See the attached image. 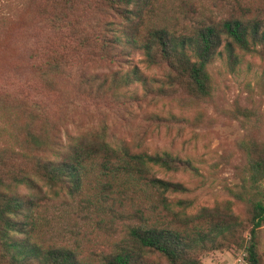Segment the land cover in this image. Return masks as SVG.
Returning a JSON list of instances; mask_svg holds the SVG:
<instances>
[{"label": "trees", "instance_id": "obj_1", "mask_svg": "<svg viewBox=\"0 0 264 264\" xmlns=\"http://www.w3.org/2000/svg\"><path fill=\"white\" fill-rule=\"evenodd\" d=\"M194 1L201 21L183 10ZM236 1L239 9L230 4L216 14L206 0L32 1L46 34L30 49L26 87L0 83V264H199L202 254L230 247L245 249L246 264H263V138H241L239 180L226 186L243 205L236 211L230 199L195 207L185 183L158 174L196 172L187 157L149 151L104 123L65 142L54 132L61 80L91 103L178 93L200 101L211 96L216 56L224 53L232 70L245 54L264 59V0ZM134 52L160 76L137 65L95 70L103 61L126 63ZM134 82L142 92L123 94ZM142 117L132 129L164 120Z\"/></svg>", "mask_w": 264, "mask_h": 264}, {"label": "rangeland", "instance_id": "obj_2", "mask_svg": "<svg viewBox=\"0 0 264 264\" xmlns=\"http://www.w3.org/2000/svg\"><path fill=\"white\" fill-rule=\"evenodd\" d=\"M32 1L0 0V83L11 90L26 87L31 72L30 49L46 34L42 22L34 14ZM252 2L256 4L260 0ZM230 4L239 9L236 0L205 2L207 10L211 9L213 14ZM183 6L191 18L201 21L197 1ZM186 19L189 22L190 19ZM120 61H103L95 70L109 71L137 65L148 77L160 76L158 68L145 66L139 52L132 53L126 63ZM236 67L229 69L224 53L216 56L209 65L211 96L200 101L178 93L175 97H149L141 103H121L124 98L91 103L81 101L70 84L61 80L59 120L54 132L65 142L74 132L104 123L108 131L130 143L140 138L143 147L149 151L168 150L187 157L195 165L196 172L159 170L158 174L185 183L190 188L189 195L195 198V207L230 199L235 210L241 211L242 203L229 194L226 186L239 180V168L244 163L241 138L247 133H255L264 139V59L245 54ZM122 91L127 95L140 94L142 86L140 82H134ZM244 110L248 115L243 113ZM145 113H157L164 120L157 126L145 125L152 126L149 130L132 129L131 126L139 123ZM169 114L176 118L168 121ZM142 121L145 123L144 119ZM258 188L264 200V180L258 183ZM259 239L264 260V221ZM244 255L243 247L218 249L202 254L199 264H246Z\"/></svg>", "mask_w": 264, "mask_h": 264}]
</instances>
